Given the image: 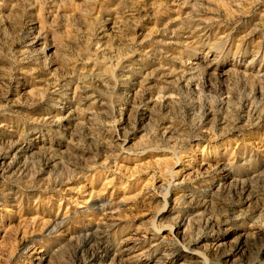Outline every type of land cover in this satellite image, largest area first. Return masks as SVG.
Segmentation results:
<instances>
[{
	"label": "rangeland",
	"instance_id": "obj_1",
	"mask_svg": "<svg viewBox=\"0 0 264 264\" xmlns=\"http://www.w3.org/2000/svg\"><path fill=\"white\" fill-rule=\"evenodd\" d=\"M0 264H264V0H0Z\"/></svg>",
	"mask_w": 264,
	"mask_h": 264
},
{
	"label": "bare ground",
	"instance_id": "obj_2",
	"mask_svg": "<svg viewBox=\"0 0 264 264\" xmlns=\"http://www.w3.org/2000/svg\"><path fill=\"white\" fill-rule=\"evenodd\" d=\"M214 61L211 63L213 64ZM211 64H208L207 67H209ZM186 65H190L189 67H186V70H187V74H194V73H197L199 71V66H200V63L197 62V61H192V62H187ZM104 235H101L99 236V239H104Z\"/></svg>",
	"mask_w": 264,
	"mask_h": 264
}]
</instances>
